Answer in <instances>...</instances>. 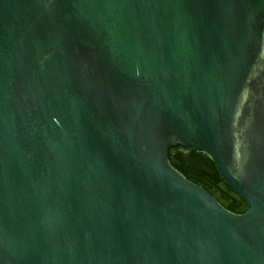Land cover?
Wrapping results in <instances>:
<instances>
[{"label":"water","instance_id":"95a60500","mask_svg":"<svg viewBox=\"0 0 264 264\" xmlns=\"http://www.w3.org/2000/svg\"><path fill=\"white\" fill-rule=\"evenodd\" d=\"M0 264H264V0H0Z\"/></svg>","mask_w":264,"mask_h":264},{"label":"trees","instance_id":"16d2710c","mask_svg":"<svg viewBox=\"0 0 264 264\" xmlns=\"http://www.w3.org/2000/svg\"><path fill=\"white\" fill-rule=\"evenodd\" d=\"M169 156L178 171L188 180L207 190L226 209L237 214L248 210L243 200L221 181L214 163L208 157L180 146L170 148Z\"/></svg>","mask_w":264,"mask_h":264}]
</instances>
